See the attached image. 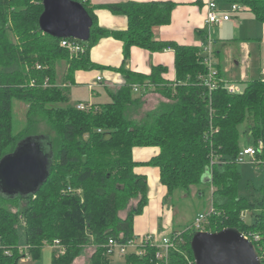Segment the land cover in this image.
I'll use <instances>...</instances> for the list:
<instances>
[{"label": "trees", "instance_id": "1", "mask_svg": "<svg viewBox=\"0 0 264 264\" xmlns=\"http://www.w3.org/2000/svg\"><path fill=\"white\" fill-rule=\"evenodd\" d=\"M43 1L0 0V161L30 137L46 138L53 156L49 176L35 194L4 198L9 200L7 207L0 201V264H26L22 262L26 255L38 261L43 250L56 242L65 252L56 249L51 264H75L90 246L87 264H111L109 240L126 244L136 239L135 217L148 205V181L134 172L138 165L159 168L168 198L177 192L189 195L192 188L203 197L213 188L214 211L205 230H237L251 237L259 256L264 254V183L259 197H239L237 167L243 123L252 145L262 144L257 157L264 165V80L248 82L241 93L218 88L210 94L201 78L208 71L199 47L154 38L155 27L171 22L175 6L171 2L108 5L105 8L128 20L126 30L110 31L99 26L90 0H73L84 6L93 25L89 40H79L84 52L72 55L61 46L62 39L40 28ZM237 3L264 23V0ZM107 37L123 43L124 64L111 69L121 74L125 85L108 91L109 103L79 110L70 104L69 87L77 71L102 69L90 53ZM132 47L150 52L173 49L176 82L171 85L162 78L166 72L162 66L153 67L150 75L127 69ZM46 81L49 86H44ZM148 83L153 88L135 98L133 86ZM152 90L169 103L139 120L134 114L141 108L142 96ZM15 101L27 107L18 132ZM148 147L158 148L159 154L136 163L134 148ZM208 172L211 181L205 183ZM22 230L26 252H21ZM178 232L181 241L167 264H196L191 241L197 232L187 227L171 235ZM157 251L148 245L143 256L126 255L125 264H166L156 258Z\"/></svg>", "mask_w": 264, "mask_h": 264}, {"label": "crops", "instance_id": "2", "mask_svg": "<svg viewBox=\"0 0 264 264\" xmlns=\"http://www.w3.org/2000/svg\"><path fill=\"white\" fill-rule=\"evenodd\" d=\"M90 2L94 7L99 26L110 31L126 30L128 20L126 16L115 15L105 8L108 5L127 2H171L175 5L171 14V22L167 25L155 27L153 29L154 38L160 42H175L179 45L197 47L200 46L207 32L204 22L208 3L215 2L220 12L231 16L230 21L222 23L212 31L215 40V65L220 78L224 82L236 84L239 87L240 85L245 87L248 82L263 78L264 23L259 22L246 7L237 12H231L230 9L233 4L240 5L237 0H90ZM90 58L94 63L102 66V69L81 70L75 73L74 84L69 87L70 103L74 106L78 104L97 105L109 103L111 98L108 91H115L125 85V80L121 74L111 69L120 68L124 64L122 42L113 38H103L92 48ZM156 66L166 68L162 78L168 84L172 85L176 82L175 53L173 49L150 52L138 47L131 48V56L126 63L127 69L150 75L153 67ZM64 72L59 75V83L62 82ZM98 77L102 78L100 82L97 81ZM78 88L88 90V100L72 101L71 92L73 89ZM153 96L161 98L150 112L163 104L169 103L168 99L154 90L143 95L141 100L143 102L146 98ZM158 154L159 149L155 147L134 148L133 150V158L136 163L148 162ZM134 172L145 176L149 187L148 205L142 215L135 217V236L139 238L147 234H154L157 237H164L171 235L173 232L181 231V229H175L174 208L169 205L171 198L167 196V188L161 184L159 168L138 165L135 167ZM197 190L192 188V192L194 191L191 194L192 197L195 198ZM200 213L204 212L198 214ZM170 228H172L171 231L167 233L166 230H170ZM92 249L91 246L86 248L84 254L75 264L79 262L87 264Z\"/></svg>", "mask_w": 264, "mask_h": 264}, {"label": "water", "instance_id": "3", "mask_svg": "<svg viewBox=\"0 0 264 264\" xmlns=\"http://www.w3.org/2000/svg\"><path fill=\"white\" fill-rule=\"evenodd\" d=\"M43 6L39 24L45 34L60 39L89 40L93 21L81 3L44 0ZM40 139L30 137L20 142L12 154L0 161L2 196L10 199L35 194L46 181L53 156L46 153ZM203 181H211L209 172ZM191 248L196 264H261L252 242L234 229L197 232Z\"/></svg>", "mask_w": 264, "mask_h": 264}, {"label": "built area", "instance_id": "4", "mask_svg": "<svg viewBox=\"0 0 264 264\" xmlns=\"http://www.w3.org/2000/svg\"><path fill=\"white\" fill-rule=\"evenodd\" d=\"M244 6H240L237 4H233L231 6V12H237L241 10ZM245 8V7H244ZM231 20V16L227 13H222L219 11V8L215 2H209L207 6V13L205 18V27H206V35L203 39V41L200 43L199 49H200V55L202 58L203 65L207 68V75L204 77H201L204 81V86H206L209 90V93L211 94L214 90H217L218 88L225 89L229 94H237L241 93L243 90L236 85L228 82H224L219 77V72L216 69L215 65V59H214V44L215 40L212 35V31L215 27L220 26L224 22H228ZM61 46L65 49H67L72 55H77L79 53L84 52L85 47L82 45V43L79 42L77 39H62ZM169 50L171 48H168ZM102 80L101 77H98L97 81L100 82ZM264 80V72H263V78ZM44 86H49L48 82L46 81L44 83ZM146 88H153V85L151 83H148L144 86L140 85H134L133 90L135 93L141 92ZM92 105L89 104H78L77 108L79 110H89ZM262 149V144L259 145V148H256L254 146L248 147L244 150H241L239 154L238 161L248 158L250 159L251 163L255 165H262L263 162L258 160V152ZM214 211L213 206L210 207V209L207 212L200 213L198 216L194 219L192 224L189 226V229H192L196 232H207L204 228L205 223L208 220V216ZM181 232H178L175 235H168L164 237H157L154 234H147L144 236H140L139 238H136L134 240L129 241L126 244H121L116 242L115 240H109L107 244V253L110 256L115 255V253L125 257L128 254H136L139 256H143L145 254V248L149 245L151 247L157 248V254L156 258L159 261H163L166 264L168 263L169 254L170 252L177 250L178 245L181 241ZM246 239L251 241V237L247 235H243ZM260 237L258 235L254 236L255 241H259ZM252 242V241H251ZM53 248L57 249L61 254L65 252V250L59 245L58 242H56L53 246ZM22 251L26 252L27 246H21ZM260 259V263L264 264V254L262 253L260 256L258 255ZM30 257L26 255V257L23 259V263L29 262ZM192 264V263H190Z\"/></svg>", "mask_w": 264, "mask_h": 264}, {"label": "rangeland", "instance_id": "5", "mask_svg": "<svg viewBox=\"0 0 264 264\" xmlns=\"http://www.w3.org/2000/svg\"><path fill=\"white\" fill-rule=\"evenodd\" d=\"M218 27L219 26H217V28ZM63 72H64V67L59 69V74H62ZM240 88L241 90H244V86L240 85ZM71 94L73 96L72 97L73 102H76L77 100L86 101L89 98V92L85 88L73 89ZM141 94L142 92L135 93L134 97L139 98ZM160 98L161 97L159 96H153L143 100L139 112L137 111L138 113L136 115L134 114V116L140 120L141 119L140 117L143 116L140 114L141 113L146 114L151 110H153L154 109L153 107L156 106L157 101H160ZM26 111H27V107L25 104L20 103L18 101L14 102V129L16 132H18L24 124ZM239 132H240V148L241 150H244L252 145V140L249 137V133H248L249 128L247 123H243L242 125H240ZM40 141L43 148H45L46 153L49 154L51 157L52 150L51 147L47 144V139L42 138L40 139ZM237 164H238L237 165L238 173L240 175L238 182L239 197H243L247 199L259 197L260 189L264 183V165H255L251 163L250 159L248 158L238 161ZM213 191L214 189L212 188L210 191L208 190L203 197H198V195H196L197 197L195 196V198L191 196V194L194 191L193 192L191 191L189 195L185 194L184 192L181 193L177 192L174 196H172L171 199L169 200V205L170 207L174 208L173 212H174V221L176 225L175 229L185 230L187 227L190 226L193 218L197 216L199 212H207L212 206ZM196 192H198V190ZM4 198L6 197L0 194V201L1 203L4 202L5 205V203L9 202V200ZM131 204L132 206H135L136 203L135 201H133ZM5 206L7 207V205ZM248 222H250V218H248ZM171 229L172 228H170V230H166L167 233H169ZM20 244L21 246H25L26 244L23 230H22V236L20 238ZM56 251H57L56 249H53L51 247H46L43 250V254L40 260L26 262V264H51L52 254L53 252ZM78 264L81 263L79 262ZM111 264H125V257L115 253V255L111 257Z\"/></svg>", "mask_w": 264, "mask_h": 264}]
</instances>
